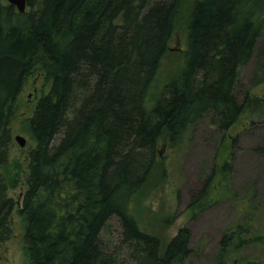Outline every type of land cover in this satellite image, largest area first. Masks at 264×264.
Returning <instances> with one entry per match:
<instances>
[{"label":"trees","instance_id":"trees-1","mask_svg":"<svg viewBox=\"0 0 264 264\" xmlns=\"http://www.w3.org/2000/svg\"><path fill=\"white\" fill-rule=\"evenodd\" d=\"M182 0H26L23 13L0 0V244L12 232L16 204L7 193L22 172L24 249L30 264H183L192 250L187 228L165 243L140 227L131 210L151 178L159 140L172 148L204 114L222 132L244 104L234 88L240 68L264 34V0H194L186 21L183 67L149 94L181 16ZM40 69L49 90L26 131L34 141L11 161V120L22 87ZM25 170V171H24ZM215 165L191 203L208 198ZM117 218L119 245L102 233ZM224 234L216 264L229 246L245 245L240 223ZM258 239V238H257ZM259 264V263H251Z\"/></svg>","mask_w":264,"mask_h":264},{"label":"rangeland","instance_id":"rangeland-1","mask_svg":"<svg viewBox=\"0 0 264 264\" xmlns=\"http://www.w3.org/2000/svg\"><path fill=\"white\" fill-rule=\"evenodd\" d=\"M194 0H182L177 28L168 44L158 74L151 88L147 106L158 98L165 81L183 67L186 21ZM27 10V9H26ZM253 58L240 68L234 92L244 107L229 130L222 132L210 123L209 113L190 125L184 141L172 148L165 137L159 140L156 166L144 189L131 206L140 227L167 243L181 227L190 232V256L183 264H216L220 240L234 232L235 224L245 229L242 238L249 243L239 248L229 246L225 264H264V34L258 37ZM15 103L11 120V161L22 162L34 141L26 131V121L33 114L38 98L49 90V83L38 68L27 76ZM25 138L24 147L15 141ZM229 164V170L217 172L208 198L200 205L191 201L216 165ZM25 171V170H24ZM22 172L18 184L7 193L16 204L11 214L12 232L0 244V264H30L24 249L25 219L18 214L25 191ZM102 235L109 247L119 245L121 226L112 217ZM258 238V239H257ZM123 264H132L127 249L120 253Z\"/></svg>","mask_w":264,"mask_h":264},{"label":"water","instance_id":"water-1","mask_svg":"<svg viewBox=\"0 0 264 264\" xmlns=\"http://www.w3.org/2000/svg\"><path fill=\"white\" fill-rule=\"evenodd\" d=\"M10 5L12 4L20 13L26 11V0H6ZM15 141L19 144V146L24 147L25 138L21 135H16Z\"/></svg>","mask_w":264,"mask_h":264}]
</instances>
